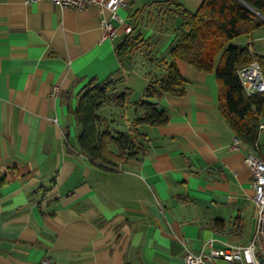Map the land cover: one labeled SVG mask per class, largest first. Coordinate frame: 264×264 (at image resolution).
Listing matches in <instances>:
<instances>
[{
    "label": "crops",
    "instance_id": "1",
    "mask_svg": "<svg viewBox=\"0 0 264 264\" xmlns=\"http://www.w3.org/2000/svg\"><path fill=\"white\" fill-rule=\"evenodd\" d=\"M132 1L119 9L125 23L141 10ZM172 1L196 11L204 0L148 4ZM166 18L152 35L137 25L133 34L147 44L122 65L124 23L113 20L119 34L101 39L109 9L0 0V264H185L210 238L249 241L256 206L245 157L255 149L244 142L232 148L236 134L222 111L216 72L179 60L184 93L149 98L169 114L168 123H133L144 114L137 102L148 83L167 73L160 58L171 60L177 26L165 32ZM235 40L253 42L264 55V25ZM138 53L146 67L140 74ZM119 69V90L132 89L129 103L102 111L143 150L111 169L81 150L72 111L85 84ZM258 143L264 157V132Z\"/></svg>",
    "mask_w": 264,
    "mask_h": 264
},
{
    "label": "trees",
    "instance_id": "2",
    "mask_svg": "<svg viewBox=\"0 0 264 264\" xmlns=\"http://www.w3.org/2000/svg\"><path fill=\"white\" fill-rule=\"evenodd\" d=\"M171 3L176 6L171 17L177 14L182 18V24L175 28L177 35L169 52L171 60L167 62L160 58V62H164L167 67V73L148 83L144 96L137 102L144 114L133 121L134 125L157 126L168 123L169 114L159 109L149 98L184 93L186 79L177 64L182 60L198 70L216 72L221 83L224 115L236 137L258 150L259 125L264 116V91L248 95L238 69L255 59L264 74V55L257 53L253 42L237 45L233 40L240 36L250 39L254 31L264 25V18L254 12L264 15V0H204L196 11L176 1ZM132 25V31L126 32L117 44L122 65L147 44L141 39L140 33L133 34L137 25ZM147 54L150 56L152 52ZM123 81L122 69L103 80H90L82 88L78 105L72 111L81 126V150L93 162L111 169L143 150L136 135L113 127L114 120L102 111L103 106L109 103L118 108L128 105L132 89L119 90Z\"/></svg>",
    "mask_w": 264,
    "mask_h": 264
},
{
    "label": "built area",
    "instance_id": "3",
    "mask_svg": "<svg viewBox=\"0 0 264 264\" xmlns=\"http://www.w3.org/2000/svg\"><path fill=\"white\" fill-rule=\"evenodd\" d=\"M35 2L41 0H26ZM61 7H70L82 10L89 5H96L101 10L109 9L112 19H102V40L113 39L119 34V29L113 20L124 23L125 32H131L133 25L125 23L119 16L118 9L126 3V0H47ZM238 75L248 95L264 91V74L257 60L241 66ZM260 131L264 132V121L260 122ZM242 140L235 138L232 148L237 150ZM257 148V147H256ZM249 152L245 157V163L252 174L254 188V202L256 206V219L252 235L247 243L231 244L218 242L210 238L205 241L199 253L188 252L185 264H264V157L257 149ZM263 258V261H261ZM221 261V263H219ZM49 262V260H45Z\"/></svg>",
    "mask_w": 264,
    "mask_h": 264
},
{
    "label": "rangeland",
    "instance_id": "4",
    "mask_svg": "<svg viewBox=\"0 0 264 264\" xmlns=\"http://www.w3.org/2000/svg\"><path fill=\"white\" fill-rule=\"evenodd\" d=\"M132 5L134 6V9L140 8L141 10L137 11L134 13V15H132L133 17V22H129L135 25H140L141 27L144 28V33L146 35H152L153 34V29L159 31L161 30V27H163L161 25V22L159 21V17L162 15H165L166 13V21H165V25L166 27H168L165 32H169L168 30H173L174 27L172 26H180L182 24V18L181 17H177V19H175L176 16L174 17H169L168 16V10L170 11H174L176 6L172 3L166 4V2H155V4L151 5L148 3L153 2V0H133L132 1ZM156 5V6H155ZM121 8V7H120ZM119 8V9H120ZM118 9V14L121 18H126L125 16H122L120 13V10ZM129 19H131V17L129 16ZM158 19V20H157ZM179 20V25H177L176 21ZM150 23V24H149ZM150 27V28H147ZM170 34V33H169ZM170 36L167 35L164 37V40L161 41V43H159L161 46L163 45V43L167 42L169 40ZM119 40V38H118ZM236 40H233V42ZM144 55V54H142ZM142 55L140 53H138L136 55V70L135 72H139V74L141 72L146 71V67L141 65V58ZM221 263V261L219 262Z\"/></svg>",
    "mask_w": 264,
    "mask_h": 264
},
{
    "label": "water",
    "instance_id": "5",
    "mask_svg": "<svg viewBox=\"0 0 264 264\" xmlns=\"http://www.w3.org/2000/svg\"><path fill=\"white\" fill-rule=\"evenodd\" d=\"M252 9H253V8H252ZM253 10H254V9H253ZM254 12H255V13H257L258 15H260L261 17H263V18H264V15H262V14H261V13H259L258 11H255V10H254ZM261 261H263V258H261Z\"/></svg>",
    "mask_w": 264,
    "mask_h": 264
}]
</instances>
